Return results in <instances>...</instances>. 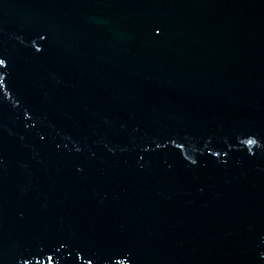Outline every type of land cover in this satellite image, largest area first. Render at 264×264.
Instances as JSON below:
<instances>
[{"label": "water", "instance_id": "water-1", "mask_svg": "<svg viewBox=\"0 0 264 264\" xmlns=\"http://www.w3.org/2000/svg\"><path fill=\"white\" fill-rule=\"evenodd\" d=\"M0 264H264V0H0Z\"/></svg>", "mask_w": 264, "mask_h": 264}]
</instances>
